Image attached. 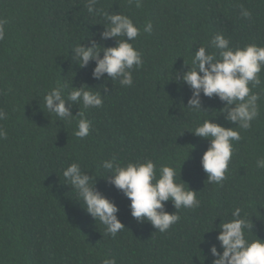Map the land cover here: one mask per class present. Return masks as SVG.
Here are the masks:
<instances>
[{"label": "trees", "instance_id": "1", "mask_svg": "<svg viewBox=\"0 0 264 264\" xmlns=\"http://www.w3.org/2000/svg\"><path fill=\"white\" fill-rule=\"evenodd\" d=\"M241 8L250 15H241ZM98 9L99 11H95ZM93 13L87 0H0L5 38L0 40V264H211V244L222 220L236 208L252 228L248 239H264V69L258 116L233 141L226 178L207 181L201 164L210 141L192 131L204 119L238 128L225 119L226 101L200 94L204 110L186 107L192 89L173 79L187 70L200 46L211 52V39L222 33L230 46H264V0H98ZM129 16L140 28L130 41L141 52L143 65L133 68V84L122 86L107 73L92 75L96 61L81 67L74 48L93 42L114 46L122 37L102 38L105 14ZM149 21L152 32L143 27ZM103 56V53H100ZM87 84L100 92L103 104H73L91 122L90 134L74 135L79 116L60 120L44 107V96L58 85L65 96ZM67 106V102H66ZM234 106V105H233ZM189 154V155H188ZM153 160L173 166L177 181L196 191L199 207L177 210L180 219L166 232L131 214L130 199L111 182L102 162ZM186 159V160H185ZM185 160V161H184ZM184 161V162H183ZM78 163L96 190L117 206L125 226L113 237L87 212L63 171ZM182 165V166H181ZM180 175L181 179L180 180ZM186 185V187H188ZM165 211L175 212L171 200Z\"/></svg>", "mask_w": 264, "mask_h": 264}, {"label": "clouds", "instance_id": "2", "mask_svg": "<svg viewBox=\"0 0 264 264\" xmlns=\"http://www.w3.org/2000/svg\"><path fill=\"white\" fill-rule=\"evenodd\" d=\"M132 2L133 0H129V3ZM134 2L136 7L141 6V0ZM97 3L98 0H87L89 13H93ZM241 15L248 17L250 13L241 8ZM105 19L102 38L122 39H117L114 46L103 45V48L95 42L90 46L79 44L74 48L75 59L81 67L86 66L90 60H95L92 75L97 79L107 73L111 80H118L122 86H131L132 69L143 65L141 52L130 42L139 35L140 28L129 16L119 12L106 13ZM5 23L6 21L0 20V40L5 38ZM143 31L152 32L151 21L144 25ZM211 47L214 51L208 52L206 47L200 46L191 64L185 63L187 70L182 75L177 70L173 79L178 83L183 80L192 89V96L186 107L196 112L204 110L201 106V92L208 97L215 94L221 101L227 102L221 111L226 113L225 119L238 125V128L225 127L212 119H204L192 131L196 136L210 141L201 157V164L207 174V181L220 184L226 178L225 173L233 152L232 142L241 139L239 129L250 128L251 122L259 114V94L252 92L249 85L255 88L261 84L258 74L264 69V46L252 43L233 48L222 33H217L211 39ZM73 104H82L84 108L99 107L103 104L102 95L87 84H82L80 87L72 86L67 96L64 85L52 88L44 96V107L60 120L78 115L74 135L79 138L87 137L91 122L80 110L73 115L70 110ZM6 115L0 110V120L5 119ZM6 135L5 130L0 127V138ZM256 166L264 168V158L258 159ZM102 167L112 174L111 182L130 199L132 216L140 221H150L161 233L180 219L177 210L199 207L196 191L190 189L186 182L177 181V171L173 166L161 165L157 176L156 165L151 159L120 164L113 157L103 161ZM63 176L76 190L78 200L83 202L87 212L95 221L99 220L105 226L106 233L114 237L125 227L117 218L116 204L96 190L92 177L82 171L78 163H71L63 171ZM169 200L172 201L175 212L165 211V202ZM215 227L219 229L216 239L220 242L222 252L218 251L215 244L210 245L209 251L213 257L211 264H264V239L247 238L245 230L252 228V225L241 216L240 208L232 211L231 219L221 220ZM103 264H116V260L104 259Z\"/></svg>", "mask_w": 264, "mask_h": 264}]
</instances>
